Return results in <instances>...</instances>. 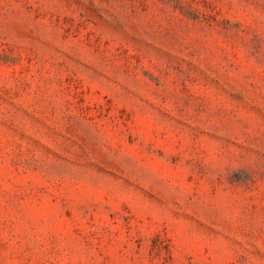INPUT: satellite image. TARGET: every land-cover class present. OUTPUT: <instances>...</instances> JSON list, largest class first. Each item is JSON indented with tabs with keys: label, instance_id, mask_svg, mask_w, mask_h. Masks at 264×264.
I'll return each instance as SVG.
<instances>
[{
	"label": "rangeland",
	"instance_id": "obj_1",
	"mask_svg": "<svg viewBox=\"0 0 264 264\" xmlns=\"http://www.w3.org/2000/svg\"><path fill=\"white\" fill-rule=\"evenodd\" d=\"M0 264H264V0H0Z\"/></svg>",
	"mask_w": 264,
	"mask_h": 264
}]
</instances>
